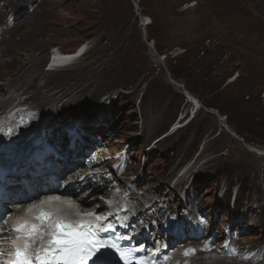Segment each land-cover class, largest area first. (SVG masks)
<instances>
[{"label": "rangeland", "instance_id": "1", "mask_svg": "<svg viewBox=\"0 0 264 264\" xmlns=\"http://www.w3.org/2000/svg\"><path fill=\"white\" fill-rule=\"evenodd\" d=\"M0 1L14 11L20 41L19 53L0 57L10 63L0 66V84L19 74L12 59L34 52L45 59L25 78L35 77L45 94L59 93L77 80L88 89L70 103L69 97L52 98L67 106L47 118L39 107L32 125L40 121L48 139L55 137L50 142L60 141L79 113H98L105 108L97 104L109 103L106 113L114 114L115 122L92 125L84 142L77 141L81 154L86 150L81 165L89 164L97 149L90 165L98 162L104 171L111 167L104 156L119 154L120 163L125 154L121 185L144 216H156L167 197L170 214L165 217L164 206L156 223L160 230L174 222L181 227L180 235H171L180 244L175 249L179 259L201 263L193 252L185 256L184 248H202L206 264H259L258 254L262 264L264 154L256 150L264 152V0H135L138 8L134 0ZM82 44L87 50L81 58L50 74L45 63L52 47L72 52ZM16 87L10 93L4 88L0 103L7 108H2L24 99L36 103L30 98L33 88ZM193 111L194 117L180 124ZM176 123L181 126L172 130ZM22 126L21 133L17 124L6 132L16 147L18 134L28 133ZM9 150V160L20 157L18 148ZM111 174L100 172L106 183L112 182Z\"/></svg>", "mask_w": 264, "mask_h": 264}, {"label": "bare ground", "instance_id": "2", "mask_svg": "<svg viewBox=\"0 0 264 264\" xmlns=\"http://www.w3.org/2000/svg\"><path fill=\"white\" fill-rule=\"evenodd\" d=\"M262 1V0H260ZM257 4V3H256ZM264 4V2H263ZM14 11L12 10H8V8L5 7V4L2 3L0 1V57L1 55H9L11 53H19L18 51V48H17V45L18 43H20V41L17 40V38L15 37V29L14 28H17L18 26V23H15L14 22ZM151 22V18L149 17H146L145 18V23L148 24ZM30 27V26H29ZM33 29V28H32ZM25 37V36H24ZM85 50L86 49V45L85 44H82L79 48H77L76 51H72V52H65V51H59L58 48L56 49V47H52L51 49V52L49 51V56L47 58V61L45 63L46 67L48 70H50V74L52 72H61V69H63L65 66H68L70 64H73L75 63V61L79 58L82 57V55L85 54ZM85 51V52H84ZM84 52V53H83ZM12 55V54H11ZM18 59V58H17ZM16 58L12 59L11 60V63L12 64H18L20 67L19 68V74H16L17 77L16 78H11L9 80V82L6 84V85H2L0 84V97L5 94L4 92V88L6 89V93H10L11 91L14 92V89H16L17 85H20V84H25L27 85V90L29 89H32L34 90L32 96L30 97L31 99L35 100L36 103H33L36 108H42V110L44 109V118H47L48 116H52L51 115V111L54 112L55 114L60 111L59 108L62 107V106H67L66 104L67 103H70L72 101H77L78 98H80L81 95H85V93L87 92V90L85 91L86 87H84L85 85H79V80H77L74 84H70L69 87L63 89L61 92L59 93H53L51 95H47L45 94V88H41V86L37 85L36 84V78H31L30 80H27L25 77L29 76L28 72L30 71V68L33 66L35 68V70H40L41 68V64L42 62L44 61L45 59V56H41L40 54L37 55L36 53L32 52L29 54L28 57L18 61ZM36 59V60H35ZM8 66L10 65V63L6 62V61H3L2 58H0V66L3 67L4 66ZM53 75V74H52ZM56 75V74H55ZM47 76V75H46ZM56 77V76H55ZM83 77V76H82ZM82 79V78H81ZM75 81V80H74ZM82 81V80H81ZM52 83V78H49L48 80V84L50 85ZM47 85V84H46ZM88 85V84H87ZM34 86V87H33ZM40 87V88H39ZM23 88V87H21ZM24 89V88H23ZM8 90V91H7ZM76 90V91H75ZM50 91V90H49ZM53 91V90H52ZM55 91V90H54ZM189 93V92H188ZM190 94V93H189ZM65 96V98L69 97L71 98V100H67V103L64 102L63 104L61 105H58L56 104L57 102L59 103V101H56V100H52V98H56L57 96ZM191 95V94H190ZM191 97L194 99L193 102H195L197 104V100L195 97H193L191 95ZM9 99H11V97H9ZM21 101V100H19ZM17 101V102H19ZM26 101V99H25ZM188 101V100H187ZM190 101V100H189ZM1 102V101H0ZM3 102V101H2ZM8 101H5V104H7ZM16 102V103H17ZM4 103V102H3ZM3 103L1 104L0 103V110L4 109L5 105H3ZM12 103V102H11ZM15 102H13L12 104H16ZM48 105H50V107L48 108ZM10 106V105H9ZM195 106V105H194ZM193 106V107H194ZM4 107V108H2ZM7 108V107H6ZM5 108V109H6ZM3 110L1 113H0V116L3 117V113L6 112V110ZM65 108H63L64 110ZM195 110H197V107H195ZM194 112H192V115L187 117V119H185L182 123L180 124H185L191 117H194ZM185 117V116H184ZM183 117V118H184ZM31 118V117H30ZM29 118V119H30ZM182 119V118H181ZM180 119V120H181ZM68 121V120H67ZM179 121V120H178ZM177 121V122H178ZM44 122V121H43ZM47 122V121H46ZM55 122V121H54ZM17 124L18 126V130H19V133L22 132L23 130V126H22V123L19 122V120H17L16 118H12L10 120V118H8L6 120V122H2L0 123V133H3V134H6L7 130L10 129L11 131L13 130V126H15ZM56 124V122H55ZM179 125L178 123L174 124V126H172V130H175L176 128H178ZM26 127H27V124H26ZM29 128V127H27ZM14 131V130H13ZM170 134V133H169ZM20 134H18V141H17V145L19 146L22 141H20ZM60 136V135H59ZM50 139H48L46 141L45 139V142H49L51 143L50 141H54V140H51V139H54L55 137H52V136H49ZM57 140V139H56ZM60 141L57 140L56 142H53L51 143L54 147V150L57 151L58 148H59V143ZM81 146V143H76L73 147H70L69 149L66 150V153L61 155L59 157V159L61 160H67V161H70L67 166L68 169H72L73 166H75L76 164H79V163H83L82 162V159H80V156H81V152L79 151V148ZM253 148V147H252ZM253 150H255L253 148ZM21 151L20 149L16 152V154ZM256 152H258L259 154H264L263 151H261V149H259L258 151L256 150ZM7 157V155H6ZM8 158V157H7ZM11 158V156H10ZM20 158V157H19ZM19 158H11L12 160L13 159H18L17 161L13 162V166H10L11 168H15L16 166H19L20 165V159ZM101 158V157H100ZM9 159V158H8ZM96 161V160H94ZM107 162L104 163V165L106 164ZM100 164H98V162H94V164H91V168L98 172L99 173V170L100 169ZM81 168H86L87 166H80ZM79 170H77L78 172ZM72 172H75V170H73ZM75 173L77 175V177L79 178L78 181L75 183V185L69 190V192L72 194V196L76 199V200H79L83 205H87V207H91L93 204L92 203V200L95 198V199H98V197L96 196L97 195V192L98 190L101 188H97V185L101 180H103L105 177L104 175H100L99 173V176L94 179L95 175L96 174H88L86 175L85 177H83V179H80V176L82 175V173H85V170L84 171H79V173ZM81 172V173H80ZM14 176V174H12V176H10V178H8V180H6V182L10 181L12 179V177ZM131 190V194L133 195L134 193L132 192V189H129ZM87 191H91L92 194L90 193H87ZM127 191V190H126ZM32 191L28 192V194H31ZM93 193H96L95 196L93 195ZM90 194V195H89ZM128 195V194H127ZM130 195V194H129ZM128 195V196H129ZM91 198V199H90ZM55 207H57L58 209H60V207H68L67 208V211L65 212L66 215L68 217H71L73 214H72V210H71V204L69 202V200L67 199H64V200H61L59 203L57 204H54ZM29 208L28 207L27 209H24L25 211H27L28 213H30L29 211ZM132 212V211H131ZM137 214V213H136ZM139 214H141L139 212ZM133 217V216H132ZM136 215L134 216V220L136 219ZM20 216L17 215L16 218L14 219L15 221H19L20 220ZM13 219H11L12 221ZM152 232V230L150 231ZM172 235V234H171ZM170 235V233H168V235H166V238H167V241L170 243V245L172 246V248L170 247L169 251H173L176 249V247L180 244H176L175 243V238L172 237ZM146 236V234L143 235V238ZM142 238V240H143ZM244 246V245H243ZM243 248V247H242ZM250 248V247H249ZM195 251L193 252L194 254V258L195 256L197 258L195 259H198L200 260L199 262H201L202 264H206L207 261H205L204 257H203V254H204V251L205 249H197V248H193ZM246 249V248H245ZM31 251L35 250V248L32 246ZM184 250H187L186 248H184ZM244 250V249H243ZM175 253H178L177 250H175ZM181 254V253H180ZM243 254V253H242ZM250 254V253H249ZM264 254V250L262 252V255ZM225 255V254H224ZM249 256V255H248ZM257 256V255H256ZM261 254L259 255L258 254V257H255V260L256 261H259V264H260V257ZM247 257V256H246ZM260 257V258H259ZM238 258V257H237ZM250 258V256H249ZM240 259V258H239ZM248 259V257H247ZM238 261V260H237ZM243 262V261H242ZM249 262V261H248ZM199 263V264H201Z\"/></svg>", "mask_w": 264, "mask_h": 264}, {"label": "snow or ice", "instance_id": "3", "mask_svg": "<svg viewBox=\"0 0 264 264\" xmlns=\"http://www.w3.org/2000/svg\"><path fill=\"white\" fill-rule=\"evenodd\" d=\"M33 207L35 205L30 206L29 211ZM33 219L36 222L23 220L11 226L10 230L17 234L16 240L23 244L15 246V256L9 264H120L121 261L123 264H154L149 258L137 256L138 249L105 238L102 233H108L112 225L107 222L100 227V217L81 219L73 224L57 218L55 212L41 210ZM103 220L107 221V217ZM45 228L49 229L50 239L37 247L34 254L30 249L37 239L43 240ZM7 230L0 229V233ZM194 251L187 249L184 255Z\"/></svg>", "mask_w": 264, "mask_h": 264}, {"label": "water", "instance_id": "4", "mask_svg": "<svg viewBox=\"0 0 264 264\" xmlns=\"http://www.w3.org/2000/svg\"><path fill=\"white\" fill-rule=\"evenodd\" d=\"M135 1V0H134ZM135 3H136V1H135ZM136 7L138 8V4L136 3ZM181 86V85H180ZM182 87V86H181ZM183 88V87H182ZM183 90H184V93L186 94V96H187V98H188V100H190L191 102H193V98L191 97V95L188 93V91L186 90V89H184L183 88ZM194 103V102H193Z\"/></svg>", "mask_w": 264, "mask_h": 264}, {"label": "trees", "instance_id": "5", "mask_svg": "<svg viewBox=\"0 0 264 264\" xmlns=\"http://www.w3.org/2000/svg\"><path fill=\"white\" fill-rule=\"evenodd\" d=\"M188 50L185 51V53L187 52Z\"/></svg>", "mask_w": 264, "mask_h": 264}]
</instances>
